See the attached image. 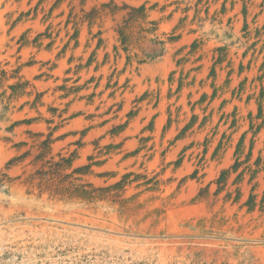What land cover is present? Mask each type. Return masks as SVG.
Listing matches in <instances>:
<instances>
[{
  "label": "rangeland",
  "instance_id": "374dc122",
  "mask_svg": "<svg viewBox=\"0 0 264 264\" xmlns=\"http://www.w3.org/2000/svg\"><path fill=\"white\" fill-rule=\"evenodd\" d=\"M0 78V264H264V0H0Z\"/></svg>",
  "mask_w": 264,
  "mask_h": 264
},
{
  "label": "trees",
  "instance_id": "16d2710c",
  "mask_svg": "<svg viewBox=\"0 0 264 264\" xmlns=\"http://www.w3.org/2000/svg\"><path fill=\"white\" fill-rule=\"evenodd\" d=\"M3 74H6V71L5 70H3V71H1ZM1 79V78H0ZM19 85L18 84H13V85H11L10 87L14 90V92H13V94L12 95H15V94H17V92H16V89H17V87H18ZM50 143V138L49 139H47L46 141H44V143L43 144H46V145H48Z\"/></svg>",
  "mask_w": 264,
  "mask_h": 264
}]
</instances>
